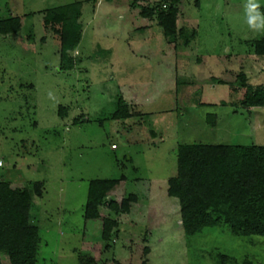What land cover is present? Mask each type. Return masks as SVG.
<instances>
[{
  "label": "rangeland",
  "instance_id": "1",
  "mask_svg": "<svg viewBox=\"0 0 264 264\" xmlns=\"http://www.w3.org/2000/svg\"><path fill=\"white\" fill-rule=\"evenodd\" d=\"M77 2L83 33L70 56L78 62L62 72L42 12ZM168 2L0 0V20L18 17L21 25L0 35V180L30 190L37 264H221L220 256L264 264V237L221 227L184 236L178 201L167 195L180 145L264 146V107L235 105L240 75L252 89L264 85V58L253 48L264 31L247 25V0H182L176 28L194 32L185 44L163 35L155 13L143 17ZM118 97L128 121L110 119ZM121 176L137 202L129 214L110 215L119 227L103 241L102 222L83 221L88 183Z\"/></svg>",
  "mask_w": 264,
  "mask_h": 264
},
{
  "label": "trees",
  "instance_id": "2",
  "mask_svg": "<svg viewBox=\"0 0 264 264\" xmlns=\"http://www.w3.org/2000/svg\"><path fill=\"white\" fill-rule=\"evenodd\" d=\"M86 1L95 3L96 0ZM181 1L169 0L164 8L158 3L142 14L152 19L155 13L163 35L183 37L186 44L194 32L188 35L176 28ZM82 6L83 2H77L42 12L44 30L51 33L59 45L62 72L71 70L78 62L70 53L78 47L82 37ZM20 27L18 17L2 19L0 35L16 34ZM253 48L256 56L264 58V34L253 41ZM236 89L242 90V96L235 105L243 109L264 107V85L252 89L240 75ZM58 114L64 116L66 110L59 107ZM131 117L128 104L118 97L110 119L125 122ZM206 121L214 127L216 116L208 114ZM176 160V173L167 181V195L178 201L184 236L194 237L221 227L236 236L264 237V146L180 145ZM125 182V177L121 176L88 183L83 221L100 220L103 241L110 240L119 227L110 215L129 214L131 205L137 202L135 195L125 193ZM41 187L39 183L32 187L38 197L42 195ZM33 207L30 190L11 189L7 182L0 180V264L2 255L8 258L9 264H37L40 236L31 215ZM143 253L148 254V248H144ZM220 260L221 264L229 261L226 256H220ZM91 263L92 259L83 262Z\"/></svg>",
  "mask_w": 264,
  "mask_h": 264
},
{
  "label": "clouds",
  "instance_id": "3",
  "mask_svg": "<svg viewBox=\"0 0 264 264\" xmlns=\"http://www.w3.org/2000/svg\"><path fill=\"white\" fill-rule=\"evenodd\" d=\"M246 23L254 31H264V12L260 11L257 0H247L245 4ZM51 96V93L49 94Z\"/></svg>",
  "mask_w": 264,
  "mask_h": 264
},
{
  "label": "built area",
  "instance_id": "4",
  "mask_svg": "<svg viewBox=\"0 0 264 264\" xmlns=\"http://www.w3.org/2000/svg\"><path fill=\"white\" fill-rule=\"evenodd\" d=\"M113 148L115 147V146H112ZM0 165H1V162H0Z\"/></svg>",
  "mask_w": 264,
  "mask_h": 264
}]
</instances>
